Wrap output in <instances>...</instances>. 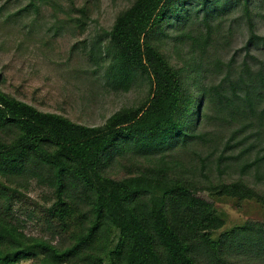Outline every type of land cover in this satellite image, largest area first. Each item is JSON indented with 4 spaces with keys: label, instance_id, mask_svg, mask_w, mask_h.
Masks as SVG:
<instances>
[{
    "label": "trees",
    "instance_id": "1",
    "mask_svg": "<svg viewBox=\"0 0 264 264\" xmlns=\"http://www.w3.org/2000/svg\"><path fill=\"white\" fill-rule=\"evenodd\" d=\"M52 1L29 0L23 11ZM251 2L134 0L120 11L87 55L105 87L140 84L147 94L101 126L41 112L0 89V264H103L107 253L109 264H264V224L220 232L224 221L198 195L264 202L256 186L264 182V59L252 54H264V36ZM235 10L247 33L237 66L208 54L214 22ZM189 11L200 17L197 32L185 29ZM78 12L68 20L83 29L86 11ZM180 39L186 51L174 64L166 45ZM232 169L238 177L223 179ZM31 184L50 195V240L27 236L14 217L20 189Z\"/></svg>",
    "mask_w": 264,
    "mask_h": 264
},
{
    "label": "rangeland",
    "instance_id": "2",
    "mask_svg": "<svg viewBox=\"0 0 264 264\" xmlns=\"http://www.w3.org/2000/svg\"><path fill=\"white\" fill-rule=\"evenodd\" d=\"M28 1L0 0V89L4 93L41 112L59 114L85 126H101L110 115L146 96L147 88L140 84L128 92H114L105 87L101 72L94 68L87 55L95 36L102 30H109L116 15L134 0H53L50 4L41 5L37 11H23ZM251 4L256 33L264 36V0H252ZM81 9L86 11L83 29L68 20V16L80 18L78 11ZM236 11L214 22V47L208 49L209 55L215 51L217 58L224 63L233 57L234 66H237V49L247 38L241 13ZM198 20L200 17L189 11L186 31L197 32L200 27L195 23L198 24ZM179 30L175 23L169 27L168 34L176 37ZM167 42L166 53L170 60L174 64L181 63L186 51L185 43L181 39ZM173 45L176 50L172 49ZM252 54L264 59L261 52ZM218 79L215 76L209 81L216 83ZM212 149V146L204 147L201 156L205 157ZM221 149L217 146V153ZM217 155L212 156L215 158ZM229 171L231 177L225 174L223 179L238 177L237 170ZM123 175L124 172L118 173V177ZM212 176L217 177V173L213 171ZM245 178L255 182L252 173ZM256 186L264 193V182ZM20 191L23 195L13 210L21 231L27 236L52 239L44 224L46 208L51 203L50 195L47 198L46 190L34 184ZM198 195L210 202L224 221L220 232L249 221L264 224V202L220 197L207 192H199ZM218 234L214 233L211 240L215 241ZM59 240L60 237H56L54 242ZM111 250L112 247L108 252ZM20 264H30V261ZM103 264H109L108 253L103 257Z\"/></svg>",
    "mask_w": 264,
    "mask_h": 264
}]
</instances>
